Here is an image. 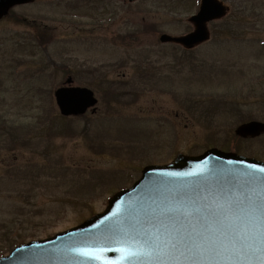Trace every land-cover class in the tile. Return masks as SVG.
<instances>
[{
	"label": "rangeland",
	"instance_id": "374dc122",
	"mask_svg": "<svg viewBox=\"0 0 264 264\" xmlns=\"http://www.w3.org/2000/svg\"><path fill=\"white\" fill-rule=\"evenodd\" d=\"M222 1L228 22L247 2ZM199 3L35 0L0 22V128L16 126L23 138L11 147L9 129H0V258L102 213L148 164L228 147L238 117L222 105L240 102L263 119L264 102L254 101L264 92V45L252 43H264V27L233 40L212 24L210 42L191 54L160 43L162 34L186 33ZM68 78L99 104L60 135L50 127L61 118L54 91ZM192 104L213 108V118L190 112ZM256 140L242 142L239 154L264 159V140Z\"/></svg>",
	"mask_w": 264,
	"mask_h": 264
},
{
	"label": "water",
	"instance_id": "95a60500",
	"mask_svg": "<svg viewBox=\"0 0 264 264\" xmlns=\"http://www.w3.org/2000/svg\"><path fill=\"white\" fill-rule=\"evenodd\" d=\"M31 1L0 0V20L14 6ZM225 13L217 0H202L200 11L189 20L194 32L181 37L162 35L160 41L193 49L209 40L208 22ZM55 98L63 116L83 115L98 102L90 89L80 87L60 88ZM263 132L264 124L252 122L239 127L236 134L256 137ZM245 195L251 201L264 197V163L217 149L196 157L179 155L169 165L146 167L130 189L110 199L105 212L53 238L21 245L1 258L0 264H125L124 250L139 249L136 240H142L146 231L162 233V226L171 230L179 215L176 209L185 213V228L214 234L226 250L221 255L206 249L178 252L179 264H261L252 255L258 242L253 239L252 224L244 218L249 209ZM238 205L244 211H238ZM232 230L236 240L226 235ZM136 264L157 261L141 257Z\"/></svg>",
	"mask_w": 264,
	"mask_h": 264
},
{
	"label": "snow or ice",
	"instance_id": "6c2138e0",
	"mask_svg": "<svg viewBox=\"0 0 264 264\" xmlns=\"http://www.w3.org/2000/svg\"><path fill=\"white\" fill-rule=\"evenodd\" d=\"M244 199L249 200L247 195ZM243 203V200L239 202V204ZM237 208L238 211H244L239 208V205ZM174 211L179 215L171 226V230L168 226H162V233L160 229H157L155 233L146 231L142 240H136L140 244L139 249L129 247L124 250L125 264H136L141 257H146L148 260L155 259L157 264H179L175 255L178 252L183 255L184 252L201 253L206 249L209 254L221 255L222 251H226L223 249V242L214 234L185 228L183 226L185 213L180 209ZM244 218L252 224L253 239L258 242V246L252 249V255L264 264V197L258 201L249 200V209ZM226 235L231 236L233 240L237 239V233L234 230ZM240 242L243 243L242 240Z\"/></svg>",
	"mask_w": 264,
	"mask_h": 264
},
{
	"label": "trees",
	"instance_id": "16d2710c",
	"mask_svg": "<svg viewBox=\"0 0 264 264\" xmlns=\"http://www.w3.org/2000/svg\"><path fill=\"white\" fill-rule=\"evenodd\" d=\"M13 129H14V128H13ZM6 135H7V134H6ZM10 137H11L12 139H14V140H15L16 138L19 139V136H18V135L16 136V135H14L13 133L10 134Z\"/></svg>",
	"mask_w": 264,
	"mask_h": 264
},
{
	"label": "flooded vegetation",
	"instance_id": "af4514ba",
	"mask_svg": "<svg viewBox=\"0 0 264 264\" xmlns=\"http://www.w3.org/2000/svg\"><path fill=\"white\" fill-rule=\"evenodd\" d=\"M261 121H264V112H263V119Z\"/></svg>",
	"mask_w": 264,
	"mask_h": 264
}]
</instances>
